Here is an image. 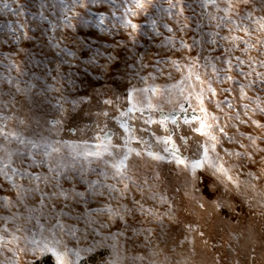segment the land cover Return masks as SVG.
<instances>
[{
  "label": "rangeland",
  "instance_id": "rangeland-1",
  "mask_svg": "<svg viewBox=\"0 0 264 264\" xmlns=\"http://www.w3.org/2000/svg\"><path fill=\"white\" fill-rule=\"evenodd\" d=\"M85 2L86 8L75 6L74 10L80 13V17L73 18L72 24L75 27L69 28L65 27L64 9L72 7V0H0V113L13 117L5 121L8 125L7 130L19 132L29 139L45 137L49 140L67 141L70 144L83 141L95 144L96 141L93 139L97 133L95 125L97 122L103 123V118L98 121L95 113L107 110L110 117L118 115L114 106H105L101 103L104 98L115 99L116 96H120V107L125 108L123 97L130 87L165 86L180 78L181 73L171 65L170 58L186 64L189 61L185 57H200V62L203 63L205 56L214 57L222 54L220 45H223L224 41L218 39L217 45H212L209 41L212 39V33L219 31L221 36L227 35V29H217L216 22L210 20L208 14L223 13H217L212 5L205 7L203 0H182L181 4L170 11L168 0H153L152 5L147 8V15L141 12L138 16L132 17L134 23L141 25L139 31L134 34L135 42L127 35L130 30L120 28L116 19L127 6L124 0H108L96 4L88 0ZM5 3L22 14L17 15L4 8ZM172 3H176V0H172ZM180 7L184 9L182 15L178 14ZM220 7H224L223 3H220ZM261 8V0H254V3L247 6L241 5L242 12L253 10L256 15L264 14ZM101 13L106 17L103 27L110 29V32L101 31L95 26ZM168 28L172 31H168ZM24 33L31 39H25ZM170 40L174 41L175 47L169 43ZM181 40L191 46V51L180 47ZM68 51L74 52L75 55L69 56ZM110 55L116 56L117 60L112 62L108 73H101L97 65L109 63L106 58ZM235 55L240 53L236 52ZM251 55L257 53L253 51ZM142 64L148 67H142ZM149 73L156 78L153 80L149 77L147 83L140 79V76H148ZM17 86L21 91H17ZM213 86L218 89V96L214 99L223 100L227 95L237 107L247 102L234 99L238 97L237 91L229 94L219 93L222 87H232L230 84L214 83ZM85 97L90 98L86 103L73 105V101L79 102ZM173 99V104L156 102L162 103L165 112H168L172 108H178L175 97ZM207 106L209 111L215 112L223 122L224 113L219 112L214 103ZM240 110L242 113V109ZM228 111L225 108V112ZM191 114L189 111V117ZM148 115L147 111L143 114L136 113L137 118L129 123L136 129L137 137L149 140L154 150L161 151L163 145L156 143L155 136H164L167 133L159 124H144V119ZM151 115L153 119H159L158 113L153 112ZM174 115L181 116V122L173 139L181 146L184 155L192 156L196 152L198 142L204 138L193 133L188 125L182 123L184 113L177 111ZM256 118L264 121V117ZM57 120L61 121L59 125L54 124ZM107 124L108 128L117 134L113 142L122 143L119 136L123 134V129L119 127L118 122L109 118ZM240 130L260 134L259 130L246 125H241ZM228 131L232 134L235 129L229 128ZM181 135L191 138L186 149L179 139ZM261 146H264V143ZM10 147L20 146L13 142ZM132 147L143 146L133 142ZM224 147L231 149L236 145L225 141ZM68 151V148L62 149L64 154ZM221 154L223 155L222 151ZM89 159L92 160L90 164L82 158L73 161L68 157L66 162L75 163V169L69 168L60 178L63 188L85 192V198L67 202L55 201L57 210L63 209L68 212L67 216L61 217L62 222L75 225L82 231L85 228L83 219L77 217H83L91 209L102 206L108 199L107 192L104 197L92 196L87 182L99 180L102 183H116L112 179L105 181L100 175L105 171V166L94 158ZM17 163L19 164V159ZM30 163V159L24 158L22 167H27ZM230 163L242 162L232 159ZM129 165L130 174L137 183H142L147 178L149 185L153 186V191L168 197L176 222L164 217L161 227L153 217L135 212L126 218L127 225L117 221L107 228L99 229V223H107V217L97 216L95 219L99 223L95 227L102 234L123 231L124 235L115 242L116 254L107 247L114 243L108 240L105 247L98 249L88 259V264H103V261L109 258L116 260L117 257L118 264H264V200L259 196L251 191L245 196L237 195L235 192L227 193L223 186H220L215 196L203 198L201 202L205 206L201 208L197 202L200 194L191 193L187 186L186 174L175 163L153 161L146 155L142 158L133 155ZM248 167L253 171L258 169V166ZM29 171L46 173L47 169L35 167ZM108 171L111 173V169ZM157 173L158 179L155 178ZM246 178L241 176V179ZM0 185H3L0 187V196L8 195L14 198L10 185L3 177H0ZM46 191L51 189L48 188ZM186 191L191 194L186 196ZM257 192H264V180L257 183ZM133 194L137 200H141L145 208H153L161 214L169 210L167 204L161 205L157 201L147 199L149 194L147 189L143 199L135 190ZM192 195L196 199L192 198ZM212 200H223L225 206L216 209ZM123 202L135 207L131 204V196ZM28 204L39 207L38 198L29 199ZM19 211L22 216L18 223L31 231H36L35 220L25 223L23 217L28 213L23 206ZM9 214L6 209H0V215ZM40 223L45 228L55 223L48 215V209L40 216ZM186 225H192L193 230L188 231ZM88 232V239L82 238L78 246H87L94 239H98L92 235L91 229H88ZM30 234L31 232L18 233L21 236ZM64 240L70 247L77 246V242L70 236H65ZM11 256L10 252L4 250L3 255H0V261L7 264L6 258ZM139 257L144 259L141 260ZM25 259H31V256L22 257L21 264H24ZM44 264H52L51 259L46 260Z\"/></svg>",
  "mask_w": 264,
  "mask_h": 264
},
{
  "label": "snow or ice",
  "instance_id": "snow-or-ice-1",
  "mask_svg": "<svg viewBox=\"0 0 264 264\" xmlns=\"http://www.w3.org/2000/svg\"><path fill=\"white\" fill-rule=\"evenodd\" d=\"M88 2L96 4L108 2V0H88ZM168 2L170 5L168 11H170L171 8L181 4L182 0H176V3H172V0H168ZM124 3L127 6L124 7L122 15L116 19L120 28L130 30L127 35L135 42L134 34L139 31L141 25L134 23L132 17L138 16L141 12L147 15V8L152 5L153 0H124ZM220 3H223L224 7H220ZM252 3L254 0H219V2L218 0H203L205 7L212 5L217 13H223V15L208 14L210 20L216 22L217 29H227V35L221 36L220 32L216 31L211 34L212 39L209 41L212 45H217L218 39L224 41V44L220 45L222 54L214 57L205 56L203 63L200 62V57H185L189 61L186 64H181L179 60L170 58L171 65L181 73L180 78L165 86L130 87L126 96L123 97L126 103L125 108L120 107V96H116L115 99L104 98L101 103L105 106H114L118 115L110 117L107 110L95 113L98 121L101 117L103 118V123L97 122L95 125L97 129V133L93 137L96 141L95 144H89L88 141L70 144L67 141L49 140L45 137L29 139L19 132L7 130L8 125L5 121L13 117L0 113V138H2L0 139V177L8 182L10 191L14 193V198L8 195L0 196V209H6L10 213L9 215H0V222H2V226H0V255H3L4 250L12 254L10 258H6L7 264H21V258L29 255L31 259H25L24 264H38V262L44 264L49 258L52 264H88V259L98 249L105 247V242L108 240H112L114 243L107 247L112 249L113 254H116L115 242L124 235V232L117 231L104 235L99 229L107 228L117 221L127 225L126 218L134 215L135 212L153 217L161 224V227H163L164 217L176 222L168 197L163 193L153 191V186L149 185L147 178L142 183H137L133 175L130 174L129 160L133 155L141 158L146 155L153 161L175 163L186 174L187 186L191 193L200 194L197 202L201 208L205 206L201 202L203 198L215 196L220 186H223L227 193L235 192L241 196H245L251 191L264 200V192H257V183L264 180V146H261L264 143V121L256 118L257 116L264 117V95H261L264 93V14L256 15L253 10L241 11V5L247 6ZM261 4V12L264 13V0H261ZM77 5L82 8L87 7L85 0H72V7L64 9L65 27H75L72 24V19L80 17V13L74 10ZM4 8L14 14H22L12 9L8 3L4 4ZM183 11V7H180L178 14L182 15ZM105 18V15L101 13L95 26L101 31L110 32V29L103 27ZM152 23L155 27V21ZM184 27L186 28L187 24ZM168 31L171 32L172 29L168 28ZM24 38L31 39L27 33H24ZM169 43L175 47L174 41L170 40ZM180 47L191 51V46L183 40L180 41ZM176 51H180V49H176ZM253 51L257 55H251ZM236 52H239L240 55H235ZM67 54L75 55L71 51H68ZM106 59L109 63L97 65L101 73H108L112 62H115L117 57L110 55ZM140 59L143 60V57ZM93 62L95 63V60ZM141 66L148 67L144 64ZM149 77L153 80L156 78L149 73L148 76H140V79L147 83ZM97 78L99 79V77ZM171 78V74H169V79ZM9 83H11L10 80ZM214 83L216 85H232V87L220 88L219 93L229 94L237 91L238 97H234V99L247 102L237 107L228 99L227 95L223 100L214 99L218 96V89L213 86ZM17 91H21L18 86ZM250 93L253 94L250 95ZM174 97L178 108H172L168 112H165L162 103L156 102L173 104ZM89 99V97H85L79 102L73 101L72 103L75 106L78 103H86ZM212 103L219 112L224 113L223 122L215 112L209 111L207 105ZM225 108L229 111L225 112ZM240 109H242V113ZM146 111L149 115L144 119V124H159L167 133L164 136H155L153 133L156 143L163 145L161 151L154 150L153 144L149 140L137 137L136 129L129 123L137 118L136 113L143 114ZM177 111L184 113L182 123L188 125L193 133L204 138L198 142L196 152L192 156L184 155L181 146L173 139L181 122V116L174 115ZM189 111L192 113L190 117ZM153 112L159 114V119H153L151 115ZM109 118L115 119L119 127L123 129V134L119 136L122 143L113 142V138L117 134L108 128L107 120ZM60 123L59 120L54 122L56 125ZM169 125L174 127L170 128ZM241 125L253 127L259 130L260 134L241 131ZM229 128L235 129V132L230 134ZM144 131L147 130L144 129ZM179 139L186 149L191 138L181 135ZM225 141L228 144L236 145V147L231 149L224 147ZM13 142L20 147H10ZM133 142L143 147H132ZM63 148L69 149L67 154L62 152ZM68 157H71L73 161L82 158L89 164L92 162L89 158H94L105 166V171L100 173L104 180L116 181V183H102L99 180L87 182L92 196L104 197L107 192L108 199L102 206L91 209L83 217H77V219H83L85 225L83 231L75 225L63 223L61 217L67 216L68 212L56 208L55 201L67 202L76 198L80 200L85 198V192L65 189L60 183V178L69 168L75 169V163L66 162ZM225 157L229 159H225ZM24 158L31 160L27 167H22ZM17 159H19V164ZM232 159L242 163L232 164L230 163ZM248 165L258 166L257 171L251 170ZM35 167H46L47 172L29 171ZM108 169H111V173ZM81 176L83 177V166L81 167ZM241 176L247 178L241 179ZM155 178H159L158 173ZM48 188L51 191H46ZM146 189L149 193L147 199L157 201L161 205L167 204L169 210L161 214L153 208H145L141 200L135 198L133 190L138 192L143 199ZM191 193L186 191L185 195ZM129 196H131V204L135 207H130L128 203L123 202ZM36 198H38L39 207L30 206L28 200ZM192 198L196 199L194 195ZM212 204L216 209H220L225 206V201L212 200ZM21 206L28 213L23 217L25 223L35 220L36 231H31L23 224L18 223L22 216L19 211ZM45 209H48V215L55 220V223L49 228H45L40 223V216L44 215ZM37 213L39 215H36ZM97 216L107 217V223H99L95 219ZM98 223L99 229L95 227ZM186 228L188 231L193 230L192 225H186ZM88 229H91L92 235L98 239H94L87 246H78L82 238L88 239ZM28 232L31 234L18 235V233ZM65 236L72 237L77 242V246L70 247L64 240ZM21 241H23L22 246ZM139 259L143 260L144 258L139 257ZM0 264H5V262L0 261ZM103 264H118V257L116 260L109 258L103 261Z\"/></svg>",
  "mask_w": 264,
  "mask_h": 264
}]
</instances>
